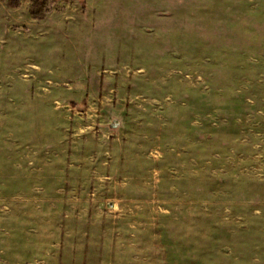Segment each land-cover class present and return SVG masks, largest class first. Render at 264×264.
I'll return each mask as SVG.
<instances>
[{
	"label": "rangeland",
	"instance_id": "obj_1",
	"mask_svg": "<svg viewBox=\"0 0 264 264\" xmlns=\"http://www.w3.org/2000/svg\"><path fill=\"white\" fill-rule=\"evenodd\" d=\"M7 1L0 264H264V0Z\"/></svg>",
	"mask_w": 264,
	"mask_h": 264
},
{
	"label": "trees",
	"instance_id": "obj_2",
	"mask_svg": "<svg viewBox=\"0 0 264 264\" xmlns=\"http://www.w3.org/2000/svg\"><path fill=\"white\" fill-rule=\"evenodd\" d=\"M29 14L31 18L36 20L44 19L52 10L50 0H29ZM8 6L17 8L21 4V0H8Z\"/></svg>",
	"mask_w": 264,
	"mask_h": 264
},
{
	"label": "crops",
	"instance_id": "obj_3",
	"mask_svg": "<svg viewBox=\"0 0 264 264\" xmlns=\"http://www.w3.org/2000/svg\"><path fill=\"white\" fill-rule=\"evenodd\" d=\"M84 215V214H83ZM87 215H88V217L89 216H91L92 218H93V215H90L89 213L88 214H86V217H87ZM85 216H84V218H86ZM94 220H95V222H97V218H96V216H94ZM87 224L85 223V225L84 226H82V228H80V230H82V233H84V234H86V233H88V232H90L91 230H93V229H96L95 228V226H93V225H91L90 226V228L89 229H87ZM88 230V231H87ZM92 245V244H91ZM83 254V253H82ZM83 257H84V254H83ZM84 259V258H83ZM86 259V258H85ZM83 262V261H82Z\"/></svg>",
	"mask_w": 264,
	"mask_h": 264
}]
</instances>
